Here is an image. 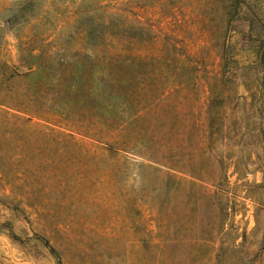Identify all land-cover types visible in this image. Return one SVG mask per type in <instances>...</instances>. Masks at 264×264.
Here are the masks:
<instances>
[{
	"label": "rangeland",
	"instance_id": "rangeland-1",
	"mask_svg": "<svg viewBox=\"0 0 264 264\" xmlns=\"http://www.w3.org/2000/svg\"><path fill=\"white\" fill-rule=\"evenodd\" d=\"M0 264H264V0H0Z\"/></svg>",
	"mask_w": 264,
	"mask_h": 264
}]
</instances>
